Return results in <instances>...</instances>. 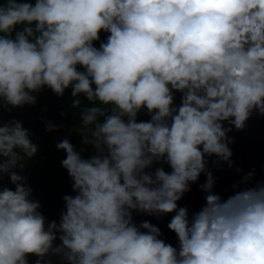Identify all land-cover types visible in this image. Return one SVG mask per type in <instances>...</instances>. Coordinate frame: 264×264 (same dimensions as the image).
Returning <instances> with one entry per match:
<instances>
[{
    "label": "clouds",
    "instance_id": "clouds-1",
    "mask_svg": "<svg viewBox=\"0 0 264 264\" xmlns=\"http://www.w3.org/2000/svg\"><path fill=\"white\" fill-rule=\"evenodd\" d=\"M44 88H71L73 107L81 94L98 102L78 130L95 154L56 144L75 195L46 222L20 174L38 147L20 121L0 123V180L15 186L0 188V264H264V182L241 188L248 172L225 200L208 168L216 157L231 169L228 133L264 116V0H4L0 107L35 105ZM202 173L205 204L190 218L177 202ZM133 213H175L178 245Z\"/></svg>",
    "mask_w": 264,
    "mask_h": 264
},
{
    "label": "trees",
    "instance_id": "trees-1",
    "mask_svg": "<svg viewBox=\"0 0 264 264\" xmlns=\"http://www.w3.org/2000/svg\"><path fill=\"white\" fill-rule=\"evenodd\" d=\"M29 2H34V0H29ZM0 3H4V0H0ZM107 36L101 35L100 40L94 42V45L99 47L101 42H106ZM34 95L37 97L35 105H25L22 108L0 107V123L16 119L29 130L30 139L37 145L38 151L31 160L26 161V166L20 174L27 178V186L32 189L33 199L39 201L41 205L39 211L45 216L46 222L53 220L58 222L61 209L64 207L63 197L65 195L74 196L75 193L72 190L71 178L61 164V161L66 158V153L56 148V144L60 141H57L53 135L64 133L69 128L80 129L84 109L99 105L98 102L97 104L90 103L81 94L78 97L81 101L80 106L73 107L75 98L71 95V88L66 89L62 97L56 96L48 88ZM149 119L150 116L146 110L139 113L137 117L138 122ZM48 121L59 126L58 130L46 131L45 125ZM93 154H95V149H93ZM2 187L14 190L15 186L11 184L8 176L4 175L0 180V188Z\"/></svg>",
    "mask_w": 264,
    "mask_h": 264
},
{
    "label": "water",
    "instance_id": "water-1",
    "mask_svg": "<svg viewBox=\"0 0 264 264\" xmlns=\"http://www.w3.org/2000/svg\"><path fill=\"white\" fill-rule=\"evenodd\" d=\"M229 126L225 122V127ZM228 136L231 138L232 143L234 142L230 146L233 167L229 169L226 163L213 165L212 161L216 160V157L209 158L208 164V168L216 180L213 191L225 200L234 193L232 185L240 181L243 175L248 172L254 170L255 176L247 185H240L241 188L254 187L257 182H264V116L254 111L243 130H236L232 127V131L228 133ZM237 169H240V171L238 172ZM205 182L206 176L202 173L197 182L191 183L190 191L186 192L183 198L177 202L178 207L188 209L190 218L205 204L206 193L200 189V186ZM174 214L170 213L160 218L139 214L138 224L147 220L159 227L162 234L160 238L167 243L168 240L176 238L175 233L167 227Z\"/></svg>",
    "mask_w": 264,
    "mask_h": 264
},
{
    "label": "rangeland",
    "instance_id": "rangeland-1",
    "mask_svg": "<svg viewBox=\"0 0 264 264\" xmlns=\"http://www.w3.org/2000/svg\"><path fill=\"white\" fill-rule=\"evenodd\" d=\"M101 35H109L108 33L105 32H101ZM177 98L180 100L181 102V97L177 95ZM180 102L178 103V106L180 105ZM79 129H75V128H69L66 130V132L64 133H59V135H57L56 133H54V138L58 141H62L63 139L67 138L75 147L76 149L79 151L81 149H83V151L81 152V155L83 158L87 159L89 158L91 155H93V147L91 145H84L82 144V136L79 134ZM65 207V206H64ZM64 207L61 209V212L64 210ZM61 214V213H60ZM34 255H30L28 256V261L29 263H31V261L34 259ZM48 259H50L51 257H47Z\"/></svg>",
    "mask_w": 264,
    "mask_h": 264
},
{
    "label": "flooded vegetation",
    "instance_id": "flooded-vegetation-1",
    "mask_svg": "<svg viewBox=\"0 0 264 264\" xmlns=\"http://www.w3.org/2000/svg\"><path fill=\"white\" fill-rule=\"evenodd\" d=\"M177 95L181 97L182 94L179 93V92L174 93V96H175L174 104H175L176 106H178V103L180 102V100L177 98ZM233 143H234V142H233ZM233 143L229 144V147H230ZM208 159H209V158H208ZM157 166H161V165H154V167H157ZM163 167L165 168L166 171H171V169H170L167 165H163ZM153 170H154V168H153ZM64 206H65V205H64ZM60 213H61V212H60ZM138 215H139L138 213H133V216H134V222L137 223V224H138ZM58 243H59V242H58ZM167 243L173 245L174 247H176V246L178 245L177 237H176V238H173V239H171V240H168ZM50 259L52 260L53 264H59V260H58L57 257H54V256H53V257H51ZM36 260H37V257L35 256L34 259L31 261V263H29V264H35V261H36ZM45 260H48V258L45 257Z\"/></svg>",
    "mask_w": 264,
    "mask_h": 264
}]
</instances>
